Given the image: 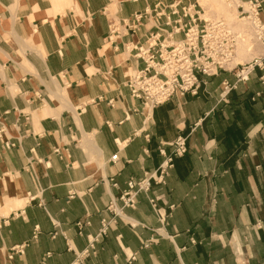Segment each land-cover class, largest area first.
Returning a JSON list of instances; mask_svg holds the SVG:
<instances>
[{
	"label": "crops",
	"instance_id": "0c3cea01",
	"mask_svg": "<svg viewBox=\"0 0 264 264\" xmlns=\"http://www.w3.org/2000/svg\"><path fill=\"white\" fill-rule=\"evenodd\" d=\"M238 1L241 12L248 0ZM157 2L0 0V264H264V66L239 81L251 59L235 53L200 74L196 94L148 107L126 85L144 66L131 43L184 37L172 0ZM197 3L181 6L201 16ZM139 12L136 31L107 39L112 22ZM178 136L187 152L164 182L84 256L110 199L154 173Z\"/></svg>",
	"mask_w": 264,
	"mask_h": 264
},
{
	"label": "built area",
	"instance_id": "2783aa9c",
	"mask_svg": "<svg viewBox=\"0 0 264 264\" xmlns=\"http://www.w3.org/2000/svg\"><path fill=\"white\" fill-rule=\"evenodd\" d=\"M263 2L264 0L244 2L240 6V14L250 20L256 37L264 45V19L261 14ZM163 3L164 0H158L156 7L160 9ZM181 4L182 0H172L170 9L172 14L178 16L173 21L174 32H183V39L160 41L159 33H151L143 42L130 45L133 57L143 60L144 66L132 71L126 85L133 97L140 99L150 108L169 101L175 95H185L188 92L196 94L201 85L200 74L212 75L229 66L236 53L238 36L225 20L204 19L198 11L191 13V6ZM161 13V10H156V14ZM145 17L147 12H139L124 20L121 25L112 22L107 39L110 41L113 35H118L120 27L136 31ZM187 17L189 21L184 22ZM167 18L171 22V17ZM258 66H264V54L240 65L237 71L238 80L247 81ZM231 88L232 85H228V89ZM172 145L173 152L165 154L166 159L154 173H147L139 179H130L119 197L110 199L106 206L110 217L101 219V227L89 238V247L82 253L84 256L89 253L90 248L107 236L117 221L126 215L127 209L136 208L138 195L147 194L151 190L153 180L164 182L169 168L174 164V158L187 152V137L178 136ZM150 202L153 208L159 211L157 199L150 198ZM78 225L81 226L82 222H78ZM153 241L154 238H151L144 242L143 246L148 247ZM23 249L24 245L14 247L9 257L12 258L14 253H22ZM133 259L135 255L130 257V262Z\"/></svg>",
	"mask_w": 264,
	"mask_h": 264
},
{
	"label": "rangeland",
	"instance_id": "374dc122",
	"mask_svg": "<svg viewBox=\"0 0 264 264\" xmlns=\"http://www.w3.org/2000/svg\"><path fill=\"white\" fill-rule=\"evenodd\" d=\"M197 8L201 12V17L204 19L218 20L223 19L228 24V26L234 31L238 36V43L236 46L237 61H247L252 60L253 52L255 47L262 42L258 40L255 35L253 26L247 18L243 17L238 10L239 1L236 0H200ZM198 2V1H197ZM237 6V9H236ZM207 7L209 9H207ZM210 10V11H209ZM247 53H252L247 56ZM254 56L258 53L254 52ZM241 57V58H238Z\"/></svg>",
	"mask_w": 264,
	"mask_h": 264
},
{
	"label": "bare ground",
	"instance_id": "6f19581e",
	"mask_svg": "<svg viewBox=\"0 0 264 264\" xmlns=\"http://www.w3.org/2000/svg\"><path fill=\"white\" fill-rule=\"evenodd\" d=\"M255 58V57H254Z\"/></svg>",
	"mask_w": 264,
	"mask_h": 264
}]
</instances>
